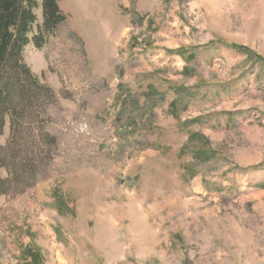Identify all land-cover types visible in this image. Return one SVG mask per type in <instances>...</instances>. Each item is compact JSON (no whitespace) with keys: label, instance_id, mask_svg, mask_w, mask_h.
<instances>
[{"label":"rangeland","instance_id":"rangeland-1","mask_svg":"<svg viewBox=\"0 0 264 264\" xmlns=\"http://www.w3.org/2000/svg\"><path fill=\"white\" fill-rule=\"evenodd\" d=\"M35 1L55 144L0 196V264H264V0H61L49 35Z\"/></svg>","mask_w":264,"mask_h":264},{"label":"trees","instance_id":"trees-1","mask_svg":"<svg viewBox=\"0 0 264 264\" xmlns=\"http://www.w3.org/2000/svg\"><path fill=\"white\" fill-rule=\"evenodd\" d=\"M60 1L42 0L43 27L48 35L67 20ZM36 8L35 0H0V140L9 131L6 144L0 145V170L8 176L3 179L0 173V196L7 193L9 182L32 185L35 167L55 144V138L42 129L45 102L54 101L52 89L41 84L24 58L28 46L40 49L46 43L44 32L37 27ZM182 58L193 61L196 56ZM180 100L173 99L169 105L168 112L174 118L178 116L172 108ZM194 139L196 135L189 134L188 141ZM192 157L200 163L211 160L204 150H194ZM37 263V257L31 258V264Z\"/></svg>","mask_w":264,"mask_h":264}]
</instances>
